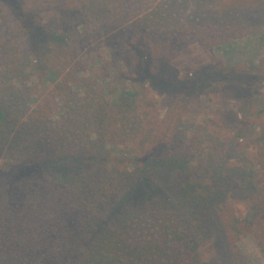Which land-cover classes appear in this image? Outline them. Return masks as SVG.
<instances>
[{
	"label": "trees",
	"instance_id": "trees-1",
	"mask_svg": "<svg viewBox=\"0 0 264 264\" xmlns=\"http://www.w3.org/2000/svg\"><path fill=\"white\" fill-rule=\"evenodd\" d=\"M108 2L104 19L113 30H127L131 21L121 41L128 56L123 77L167 96L168 114L210 85L223 83L247 100L264 83V58L241 68L215 66L212 72L202 66L180 81L162 79L160 74V60L166 65L187 42L209 48L225 36L221 46L227 51L239 33L232 34L239 25L230 23L261 15L264 2L226 8L220 11L218 23L200 16V4L192 7L186 1L167 7L154 5V0ZM28 12L15 2L0 0V15L11 23L10 32L0 38V58L23 47L35 55L34 66L41 67L42 49L58 46L57 40L66 42L68 36L48 30ZM166 30L169 36H163ZM70 66L73 70L61 78L55 71H44V80L50 76L48 83L54 86L30 112L25 109L26 98L33 88H17L6 75L0 85V157L10 163L0 168V264H244L238 250L223 248L226 239L215 204L224 194L206 188L211 185L206 172L195 186L172 184H178L177 179L183 183L193 172L192 155L200 146L189 149L188 143L177 144L174 151L166 152L164 136L156 135L157 125L149 112L140 113L148 118L135 123L139 127L146 123L144 141H159L147 147L140 167L131 165L129 170L128 158L115 154L125 142L127 119L111 109L94 80L77 77L86 64L80 63V69L75 62ZM55 96L62 101V111L52 121L50 116L59 110ZM93 132L96 138L90 140ZM241 132L242 128L236 130L229 146ZM248 154L245 160L258 170H240L241 185L252 194L250 219L259 220L243 227V232L251 234L264 257V149ZM162 169L169 183L162 180L165 185H158L151 177ZM208 237L217 248L213 258L205 259L200 248Z\"/></svg>",
	"mask_w": 264,
	"mask_h": 264
},
{
	"label": "rangeland",
	"instance_id": "rangeland-1",
	"mask_svg": "<svg viewBox=\"0 0 264 264\" xmlns=\"http://www.w3.org/2000/svg\"><path fill=\"white\" fill-rule=\"evenodd\" d=\"M10 1L33 14V18L48 30L57 34L65 32L68 40L66 42L57 40L58 46L46 45L42 49L41 67L37 64L34 66L35 55L30 49L15 47L10 54H4L0 58V85L6 75L14 80L17 88H33L32 93L27 95L28 99L26 98L28 103L25 109L30 112L36 108L37 102L45 100L44 97H47L54 86L48 83L51 80L50 76L45 79L47 81L44 80L46 77L44 71H55L61 78L71 71L70 65L73 62L78 63L77 68L80 67V63L86 64L84 71H78L77 77L94 80L111 109L120 117L127 119L128 130L124 135L125 142L119 152L115 153L123 154L126 159L128 158L130 162L126 161L127 168L131 170V165L135 164L140 167V158L148 149L147 147L159 141L158 138L151 142L144 141L148 138L145 133L146 123L141 124L140 127L135 124L137 119L142 121L148 119L138 116L140 113L149 112V119L157 125L155 131L164 133L155 132L160 139L164 136L162 140L166 141V152L174 151V146L177 144L188 143L189 146L186 147L189 149L200 146L197 153L192 155L191 170L193 172L187 179H183L185 180L183 183H181L182 179H177L178 184H172L177 187L188 183L182 188H187L189 185L195 186L202 181V174L204 175L205 171L209 181L211 180V185L207 184L206 188L211 190L212 194L220 193V190L224 194L223 200L215 204L226 239L223 248L238 250L244 264H264V257L258 250L254 238L251 234L243 232L245 231L243 227L251 225L259 220V217L255 221L250 219L249 214L253 207L252 194L246 187H242L240 177L242 169L247 171L251 169L255 172L258 170L257 166L246 161L244 156L264 149V83L255 87L249 93L247 100H244L237 91L231 92L226 89L223 83L210 85L204 92L193 95L190 99H184L178 110L168 114L167 96L147 84L132 83L123 77L128 56L121 49V41L125 39V33L129 32L131 21L127 22L129 24L127 30H113L108 20L104 19L110 8L108 0ZM154 1V5L161 3L164 7L179 1H186L192 7L200 4L203 12L200 16H206L215 23L219 22L217 17L220 11L226 8L233 5L246 6L264 2V0ZM239 6L237 9L240 8ZM234 13L240 15V12ZM2 17L0 15V38L6 36L11 29V23L8 24V20ZM253 18H243L241 24L230 23L233 26L239 25L232 34L239 33L233 38L234 42L226 46L227 51H224L225 47L221 46L225 43V36L212 41L209 48H205L197 41L187 42L178 56L174 55L166 65L163 59L160 60L161 78L168 81H180L188 72L199 70L202 66L212 72L215 66L216 69L228 65L241 68L258 64L264 58V38L262 37L264 36V13ZM223 22L224 20L221 23ZM244 27L246 29L240 31ZM169 33L166 30L163 36H169ZM22 39L25 40V37L23 36ZM26 47H28L27 44ZM213 61L214 66H212ZM219 82H222L221 79ZM121 93H124L127 98ZM64 94L61 92L60 95ZM131 94L134 97H131ZM53 101L56 105L58 104L59 110L50 116L52 121L59 119L62 111L60 97L55 96ZM126 110L128 113H125ZM239 128H242V136L235 139L229 146L232 143L230 140L234 139L236 130ZM95 138L94 134L90 140ZM135 158H139V162H135ZM7 164L10 163L2 161L0 157V168L3 169ZM165 170L154 172L151 177L157 181L158 185H165L162 180L169 183L166 175H161V172ZM214 177L216 181L212 184ZM219 180L223 181L218 183ZM233 225L242 228V231L235 230ZM216 248L213 238L208 237L201 245V256L205 259L213 258Z\"/></svg>",
	"mask_w": 264,
	"mask_h": 264
}]
</instances>
